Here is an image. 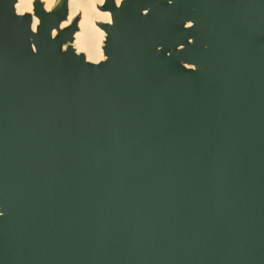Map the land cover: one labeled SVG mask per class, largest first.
Listing matches in <instances>:
<instances>
[{
	"label": "water",
	"instance_id": "1",
	"mask_svg": "<svg viewBox=\"0 0 264 264\" xmlns=\"http://www.w3.org/2000/svg\"><path fill=\"white\" fill-rule=\"evenodd\" d=\"M68 1L0 0V264H264V0Z\"/></svg>",
	"mask_w": 264,
	"mask_h": 264
},
{
	"label": "bare ground",
	"instance_id": "2",
	"mask_svg": "<svg viewBox=\"0 0 264 264\" xmlns=\"http://www.w3.org/2000/svg\"><path fill=\"white\" fill-rule=\"evenodd\" d=\"M47 10L52 0H43ZM103 0H69L68 17L61 26L70 24L76 14L81 15L78 21V30L74 34V46L77 51L83 52L90 61L103 59L102 40L104 31L96 24L99 21H110V14L97 8ZM33 0H17L16 10L18 13L32 12ZM38 19L33 17V29L36 27Z\"/></svg>",
	"mask_w": 264,
	"mask_h": 264
},
{
	"label": "rangeland",
	"instance_id": "3",
	"mask_svg": "<svg viewBox=\"0 0 264 264\" xmlns=\"http://www.w3.org/2000/svg\"><path fill=\"white\" fill-rule=\"evenodd\" d=\"M42 2H43V4L45 5V3H44V1L43 0H41ZM57 0H52V2L50 3V5H49V7H48V9L47 10H49V9H51V8H53L54 7V5H55V2H56ZM45 8V7H44ZM77 15H80V13L79 14H76L75 16H77ZM74 16V17H75ZM80 17H81V15H80ZM80 17H79V19H80ZM79 21V20H78ZM104 35H105V33H104ZM104 40V39H103ZM103 40H102V42H103ZM101 46H102V44H101Z\"/></svg>",
	"mask_w": 264,
	"mask_h": 264
},
{
	"label": "snow or ice",
	"instance_id": "4",
	"mask_svg": "<svg viewBox=\"0 0 264 264\" xmlns=\"http://www.w3.org/2000/svg\"><path fill=\"white\" fill-rule=\"evenodd\" d=\"M117 5L119 6V4L121 3V0H116ZM35 30V29H34Z\"/></svg>",
	"mask_w": 264,
	"mask_h": 264
}]
</instances>
